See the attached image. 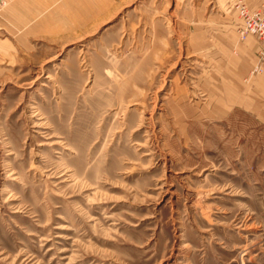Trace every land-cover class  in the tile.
I'll list each match as a JSON object with an SVG mask.
<instances>
[{
	"label": "rangeland",
	"instance_id": "374dc122",
	"mask_svg": "<svg viewBox=\"0 0 264 264\" xmlns=\"http://www.w3.org/2000/svg\"><path fill=\"white\" fill-rule=\"evenodd\" d=\"M14 1L0 264H264V64L235 0Z\"/></svg>",
	"mask_w": 264,
	"mask_h": 264
},
{
	"label": "built area",
	"instance_id": "2783aa9c",
	"mask_svg": "<svg viewBox=\"0 0 264 264\" xmlns=\"http://www.w3.org/2000/svg\"><path fill=\"white\" fill-rule=\"evenodd\" d=\"M239 22L237 31L241 40L253 36L258 42V64L256 71H261L264 64V1L257 8H252L245 0H235Z\"/></svg>",
	"mask_w": 264,
	"mask_h": 264
},
{
	"label": "crops",
	"instance_id": "0c3cea01",
	"mask_svg": "<svg viewBox=\"0 0 264 264\" xmlns=\"http://www.w3.org/2000/svg\"><path fill=\"white\" fill-rule=\"evenodd\" d=\"M17 1H18V0H15V1H14V5L16 4ZM263 1H264V0H249L250 5H251L252 8H257V7H259ZM2 2H3V3H2ZM11 3L13 4V0H12ZM4 4H5V0H1V1H0V6H2V5H4ZM25 4H26V5L28 4L27 1L25 2ZM261 80H263V82H264V74L261 76ZM263 87H264V84H263ZM251 93H252V91H250V95H251Z\"/></svg>",
	"mask_w": 264,
	"mask_h": 264
},
{
	"label": "bare ground",
	"instance_id": "6f19581e",
	"mask_svg": "<svg viewBox=\"0 0 264 264\" xmlns=\"http://www.w3.org/2000/svg\"><path fill=\"white\" fill-rule=\"evenodd\" d=\"M65 143V142H64ZM67 175V174H66Z\"/></svg>",
	"mask_w": 264,
	"mask_h": 264
},
{
	"label": "water",
	"instance_id": "95a60500",
	"mask_svg": "<svg viewBox=\"0 0 264 264\" xmlns=\"http://www.w3.org/2000/svg\"><path fill=\"white\" fill-rule=\"evenodd\" d=\"M1 1V0H0Z\"/></svg>",
	"mask_w": 264,
	"mask_h": 264
}]
</instances>
